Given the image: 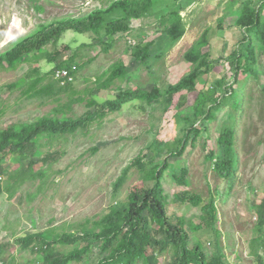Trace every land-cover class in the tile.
<instances>
[{
	"label": "rangeland",
	"instance_id": "rangeland-1",
	"mask_svg": "<svg viewBox=\"0 0 264 264\" xmlns=\"http://www.w3.org/2000/svg\"><path fill=\"white\" fill-rule=\"evenodd\" d=\"M116 1L120 0H0V56L17 40L34 34L42 25L83 18L96 10L109 9ZM258 4L260 6L261 2ZM170 5L158 4L152 9L153 15L130 22L128 32L118 37L110 54L105 53L104 47H90L96 43L94 38L71 31L57 44L53 41L46 47L47 53H58L61 61L77 54L79 73L76 83L71 87L73 91L63 95L61 100L63 106L70 98L85 101L74 105L63 116L72 120L85 119L90 114L92 117L86 129L73 136L53 143L41 141L44 144L41 158L46 155L58 158L50 164L35 165L37 171H47L45 180L26 183L15 190L13 197L0 196V247L4 248L6 263L13 264L12 257L21 256L16 243L18 238L51 228L56 229V235L91 229L95 223L112 216L116 207L126 206L134 190L153 185L154 182H146L139 168L133 166L124 183L116 188L125 169L137 157L143 156L147 168L168 159L171 162L164 177L168 211L173 217L185 218L190 235L203 244L209 257L213 252L214 236L206 228L192 231L193 224L202 223L203 206L186 201L187 193L202 196L204 205L216 201L218 228L222 235L220 244L229 263L258 264L251 256V243L258 236L255 206L264 201V44L258 37H253V63L251 56L240 52L244 33L238 28L240 34H230L229 40L225 36L209 35L208 45L195 51L209 31L185 36L187 22L184 21L183 37L171 41L168 28H176L172 14H177L180 6L176 5L177 9L173 10L175 6L171 9ZM260 16L264 19V7ZM124 19L123 14L114 13L106 19L101 32L106 35L110 26ZM149 43L152 44L151 58L140 64L132 56V48ZM84 46L87 48L82 49ZM238 52L240 61L236 71L232 63ZM204 55L208 57L211 69L202 66V60H206ZM188 56L196 63L187 60ZM120 63L129 68L127 79L116 82L108 90H97L98 79ZM55 66L41 60L38 64L21 63L15 71H0V131L16 123L30 124L37 118L57 115L55 111L59 107L52 99L22 97L28 87L26 82L19 90L8 88L27 78L32 67H38L41 76L45 77L39 89L45 87L52 80L46 75ZM249 66L255 68L256 74L246 73ZM195 72H199L196 92L183 90L169 98V88L179 85ZM222 82L221 91L225 97L222 106L206 107L212 120L204 121V117L195 122L191 111L199 93L210 83ZM87 90L91 95L84 93ZM129 91H146L151 96L160 94L161 97L152 105L132 100L116 113H106L104 118L88 107L90 101L99 105L115 103L121 93ZM187 117L192 120L187 122ZM193 123L201 131L200 137L187 134ZM230 127L236 131L238 163L232 181L222 178L214 162L209 160L210 154L222 153L219 139ZM179 146L186 148L185 154L171 158L169 153H175ZM15 157L19 158H0V163L14 171L18 168ZM184 168L189 170L188 186L179 184L175 176ZM116 245L117 242L109 244L107 240H100L91 246L81 261L73 264H99ZM74 248L57 247L65 254ZM153 250L149 247L147 255ZM156 256L157 264H166L170 250ZM32 260L35 257L27 254L21 264ZM14 264H19L17 258ZM135 264H148L146 254L139 255Z\"/></svg>",
	"mask_w": 264,
	"mask_h": 264
},
{
	"label": "trees",
	"instance_id": "trees-1",
	"mask_svg": "<svg viewBox=\"0 0 264 264\" xmlns=\"http://www.w3.org/2000/svg\"><path fill=\"white\" fill-rule=\"evenodd\" d=\"M158 4H171L170 8L172 9L171 6H175L173 10H176L178 0H120L112 2L109 9L96 10L83 18H68L61 22L42 25L34 34L17 40L10 49L0 56V71H15L21 63L38 64L41 60L48 61L49 64H55L53 71L46 75L52 77L47 86L39 89V86L45 81V77L41 76V71L38 67H32L28 72L27 78H23L20 83L9 85L8 88L10 90H19L26 82L28 87L22 92L23 98L33 99L40 97L52 99L59 107L55 111L57 113L56 116L40 117L33 123L14 124L0 131V158L19 157H15L18 168L14 171L0 163V195L8 193L10 197H13L15 190L26 183L45 180L47 171H37L35 165L38 163L50 164L57 161L58 158L52 155H46L41 158V150L44 146L41 141L46 140L48 143H53L67 136H73L79 131L86 129L92 117L90 114L85 119L72 120L63 116L66 112L71 111L74 105L85 101L81 98L77 100L69 96L68 104L63 106L61 97L69 95L73 90L71 87L63 88L54 79L56 72L62 69L78 75L77 54L70 57L67 61H61L58 53H47L45 51L46 47L53 41L57 44L62 36L71 31L94 38L96 43L90 47H104L105 53L110 54L115 49L118 37L128 32L130 22L153 15L151 13L152 9ZM179 6L177 14H172L176 28H168L167 34L171 41L179 40L185 33L184 29H182L184 22V18L181 15L182 6ZM262 7H264V2H261L260 6L258 3H243L242 14L238 20V27L244 29L245 32L240 52L245 53L247 57L251 56L253 63L255 61L252 53L253 37H258L264 44V19L260 16ZM117 12L123 14L125 19L110 26L106 35H103L101 30L106 24V19ZM208 35L209 33H205L204 41L195 47V51H199L201 47L204 48L208 45ZM151 47L152 44L150 43L133 47L132 56L140 64H145L151 58ZM86 48L87 46H84L82 49ZM79 53L81 54V52ZM199 57L203 59L201 55ZM239 59L240 53L238 52L234 56V63H232L236 71L239 70ZM187 60L196 63V61H191L189 56ZM207 60L208 57L206 56V60H202V66L211 69V63ZM246 73L249 75L256 74L255 68L249 66L246 69ZM128 74L129 68L123 63L115 65L109 72L98 79L97 90H108L116 82L126 80ZM198 75L199 72H195L179 85L169 88L167 92L169 98L183 90L190 93L196 92ZM32 77L37 78L33 80ZM223 87V82L210 83L205 91L199 93L196 104L191 111L195 117V122L204 117V121L212 120V115H209L206 107L211 105L215 109L222 106L225 100L223 91H221ZM84 93L89 95L91 92L87 90ZM75 95L78 96L76 93ZM160 97V94L151 96L146 91H129L121 93L115 103L109 102L99 105L95 101H90L88 107L90 110L95 109L98 117L104 118L106 113L114 114L132 100H140L152 105ZM186 120L190 122L192 119L187 117ZM194 124H192L187 134L200 137L201 131L196 129ZM235 139V129L232 127L225 129L219 139L222 153L219 155L212 153L209 156V160L214 162L215 168L219 171L221 177L229 181L235 178L238 169ZM181 143L182 141L179 144L181 145ZM185 152L186 148L180 149L179 146L176 152H170L169 156L177 158L183 156ZM143 159V156H139L132 161L131 165L125 169L123 176L117 181L116 188L124 183L129 170L133 166L139 168L146 182H154L153 185L134 190L126 206L116 207L112 216L104 221L95 223L91 229L83 228L78 233L63 232L61 235H56V229L51 228L16 240L21 251L29 252L31 256L35 257V260L28 262V264H73L81 261L82 257L90 252L91 246L100 240H107L109 244L117 242V245L112 253L99 264H135L139 255L143 254H146L148 264H157L156 255L162 254L167 250H170V258L166 264H230L220 244L222 235L218 228L219 209L216 201L212 200L204 205L205 200L202 196L192 193L185 195L186 201L189 200L196 206H203L202 223L199 225L193 224L191 228L192 231L206 228L212 232L214 236L213 252L212 256L209 257L204 250L203 244L190 235L185 218L173 217L168 211L169 197L164 188V177L170 167L171 162H169V159L161 164H154L150 168L146 167ZM188 172V168H184L181 173L175 174L179 184L184 186L190 184ZM39 187L41 186L39 185ZM255 212L258 236L251 243V256L256 258L258 264H264V201L260 205L255 206ZM116 218L117 220H115ZM122 235L124 236L122 237ZM59 245L75 246V248L69 254H65L58 251L57 247ZM149 247L154 249L151 255H147ZM3 251L4 248L0 247V260L2 259ZM14 263L15 261H13Z\"/></svg>",
	"mask_w": 264,
	"mask_h": 264
},
{
	"label": "crops",
	"instance_id": "crops-1",
	"mask_svg": "<svg viewBox=\"0 0 264 264\" xmlns=\"http://www.w3.org/2000/svg\"><path fill=\"white\" fill-rule=\"evenodd\" d=\"M245 2L260 3V0H178L182 6V17L186 23V34L196 35L209 31L210 37L214 34L228 37L230 34H240L238 20L242 14V5ZM189 28V30H188ZM241 29V28H240ZM217 30V31H216ZM242 34L245 33L241 29ZM203 33V32H202ZM208 35V37H209ZM230 37H228V40ZM226 46L229 44H225ZM230 46V45H229Z\"/></svg>",
	"mask_w": 264,
	"mask_h": 264
},
{
	"label": "clouds",
	"instance_id": "clouds-1",
	"mask_svg": "<svg viewBox=\"0 0 264 264\" xmlns=\"http://www.w3.org/2000/svg\"><path fill=\"white\" fill-rule=\"evenodd\" d=\"M133 43V42H132ZM62 73H68L69 75H68V77H63V76H61V77H59V75L60 74H62ZM54 79H55V81H57V82H59L60 84H61V86L63 87V88H70V87H72L75 83H76V80H77V75H75L74 73H71L69 70H66V69H62V70H58L57 72H56V74H55V76H54ZM29 99V98H28ZM34 99V98H33ZM17 124V123H16ZM19 124V123H18ZM14 125V124H13ZM7 129V128H6ZM2 131V130H1ZM3 194H7L9 197H10V195L8 194V193H3ZM3 194H1V195H3ZM0 195V196H1ZM27 237V236H26ZM22 238H25V237H22ZM22 238H18V239H22ZM17 239V240H18ZM19 247V246H18ZM20 249V248H19ZM21 251V250H20ZM21 253V256L19 257H16L15 255H14V257H12V263H13V261H16V258H17V260H18V262H19V264H21V260L23 259V258H26V256H27V254H30L29 252H24V251H21L20 252ZM4 255V254H3ZM31 255V254H30ZM16 257V258H15ZM0 264H6V260L4 259V257L2 256V259L0 260Z\"/></svg>",
	"mask_w": 264,
	"mask_h": 264
},
{
	"label": "built area",
	"instance_id": "built-area-1",
	"mask_svg": "<svg viewBox=\"0 0 264 264\" xmlns=\"http://www.w3.org/2000/svg\"><path fill=\"white\" fill-rule=\"evenodd\" d=\"M68 75H69L68 73H62V74L59 75V77H61V76H63V77H64V76H65V77H68Z\"/></svg>",
	"mask_w": 264,
	"mask_h": 264
}]
</instances>
